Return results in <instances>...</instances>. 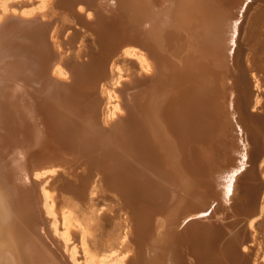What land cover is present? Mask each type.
I'll list each match as a JSON object with an SVG mask.
<instances>
[{"label": "bare ground", "instance_id": "6f19581e", "mask_svg": "<svg viewBox=\"0 0 264 264\" xmlns=\"http://www.w3.org/2000/svg\"><path fill=\"white\" fill-rule=\"evenodd\" d=\"M245 4L4 6L1 264H264V0Z\"/></svg>", "mask_w": 264, "mask_h": 264}, {"label": "rangeland", "instance_id": "374dc122", "mask_svg": "<svg viewBox=\"0 0 264 264\" xmlns=\"http://www.w3.org/2000/svg\"><path fill=\"white\" fill-rule=\"evenodd\" d=\"M8 1V4L6 3ZM7 1H5V0H1L0 1V8H1V10H0V17H1V13H4L6 10L5 9H3L4 8V6H5V8H6V6L8 7V9L10 10V11H21L22 9L23 10H25V11H27V12H30V8L32 7V8H35V10H37L41 5V1L42 0H7ZM246 1V0H245ZM38 2V3H37ZM252 2H253V0H248V2L246 3V5L244 6L246 9H250V6H251V4H252ZM6 3V4H5ZM27 4V5H26ZM32 4V5H31ZM37 5V6H34V5ZM28 7V9H29V11H28V9H27V7L24 9V7ZM31 8V9H32ZM12 9V10H11ZM5 10V11H4ZM1 11H4V12H1ZM19 14H21V13H19ZM243 22V21H242ZM238 35V34H237ZM237 35H236V38H237ZM122 78H126V76H123ZM253 88H254V86H253ZM254 90H256V88H254ZM258 90H260L259 88H258ZM258 90H256V92L258 91ZM253 109V111L255 110H257V109H259V108H252ZM259 111V110H258ZM261 178H263V180H264V176H262ZM59 227L60 228H62V225L61 224H59ZM263 255H264V253H263ZM0 256H1V254H0ZM2 259V257H0V260ZM2 264H9V262L8 263H5V261H3L2 260ZM1 264V263H0Z\"/></svg>", "mask_w": 264, "mask_h": 264}, {"label": "water", "instance_id": "95a60500", "mask_svg": "<svg viewBox=\"0 0 264 264\" xmlns=\"http://www.w3.org/2000/svg\"><path fill=\"white\" fill-rule=\"evenodd\" d=\"M247 2H248V0H246V3H247ZM245 5H246V4H245ZM235 37H236V36H235ZM231 173H232V172H231ZM233 173L236 174L237 172H233ZM233 173H232V174H233ZM232 174H231V175H232ZM234 176H235V175H234ZM230 196H232V188H231V190L229 191V193L227 194L226 197H227V198H230ZM206 213H207V212H201V213H199L197 216H199V217H200V216H204ZM202 214H203V215H202ZM192 218H194V216H190V217H188V218L185 219V220L187 221V220L192 219Z\"/></svg>", "mask_w": 264, "mask_h": 264}, {"label": "snow or ice", "instance_id": "6c2138e0", "mask_svg": "<svg viewBox=\"0 0 264 264\" xmlns=\"http://www.w3.org/2000/svg\"><path fill=\"white\" fill-rule=\"evenodd\" d=\"M233 175H235V173H233ZM203 215V214H202Z\"/></svg>", "mask_w": 264, "mask_h": 264}]
</instances>
